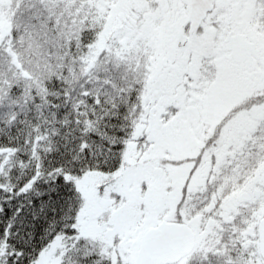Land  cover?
<instances>
[{
	"label": "snow or ice",
	"instance_id": "snow-or-ice-1",
	"mask_svg": "<svg viewBox=\"0 0 264 264\" xmlns=\"http://www.w3.org/2000/svg\"><path fill=\"white\" fill-rule=\"evenodd\" d=\"M0 264H264V0H0Z\"/></svg>",
	"mask_w": 264,
	"mask_h": 264
}]
</instances>
